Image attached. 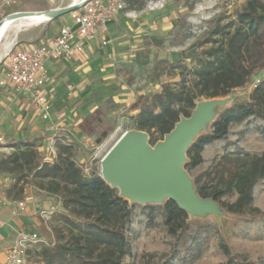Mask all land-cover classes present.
<instances>
[{
	"label": "rangeland",
	"instance_id": "1",
	"mask_svg": "<svg viewBox=\"0 0 264 264\" xmlns=\"http://www.w3.org/2000/svg\"><path fill=\"white\" fill-rule=\"evenodd\" d=\"M149 1L145 0V5ZM247 1L165 0L164 7L155 11L145 10V5L139 9L138 3H135L132 9L139 11L137 12L139 17L127 18L123 14L120 15L122 17L119 16L126 19L127 26L125 27L130 31L133 39L127 58L117 56L111 66L94 69L88 76L90 83L87 87H90V90L86 91L83 96L82 93L86 89L78 92V99H88L92 95L89 98L91 106L86 108L78 106L77 113L72 111L71 104L75 101L77 86L70 82L68 84L71 97L69 104L63 101L57 103L63 111L62 119H65L62 125L47 122L36 114L31 119V123L27 124L23 121L20 127L17 134L19 138L39 137L46 156L53 140L49 132H57L60 127L63 130L72 131L76 127V122L91 111L95 109L101 111L96 119L100 139L96 140L97 135L91 136L99 148L91 149L82 143L84 152L79 155V161L84 165L86 175L97 173L116 190L118 197L128 202L131 209L129 213H119L121 215L119 221L123 225L131 246V253L122 259L121 264H227V256L220 248L222 243L229 247L233 256H241L247 262L264 264V180H261L254 189V206L260 210L258 214L228 212L212 199H204L197 192V185H202L207 181L212 167L222 155L239 151L264 152V120L250 117L232 124L223 139L204 148L202 162L196 167L189 166L190 158L187 154V149L200 135L212 130V123L222 110L236 102L250 100L255 80L233 89L227 96L201 97L196 101L192 117L198 115L200 124L192 132L177 163L187 190L191 193L192 199L198 203L194 208L184 209L187 213L186 218L178 217L173 213V206L169 204L172 200L167 196H162L159 200H136L130 194L121 192L102 173L104 157L124 133L137 131L134 117L141 108L151 103L153 95L160 92L166 83L176 88L189 85L190 71L197 65L196 54L208 49L212 43H206L197 49H193L192 45L208 37L217 25L233 23L237 13L243 10ZM72 2L73 0H21L10 9V13L46 11L66 7ZM62 17L60 24L70 23L69 14ZM50 25L51 21L34 24L23 22L10 28L0 45V70L4 71L3 74L7 70L6 54L16 48L20 33L37 26H44V29H48ZM117 49L123 50L122 47ZM160 61H166L169 65L166 67L159 65ZM157 65L158 68L155 69ZM102 69H104L103 72H99ZM108 70L111 72L108 73ZM125 71L130 74L132 81L124 77ZM95 85L97 88H92ZM138 97H140L139 107L130 110L129 106L135 100L137 101ZM111 104L117 105V108L111 109L109 107ZM183 121L184 119L181 122ZM118 125L121 126V131H116ZM110 127H114L113 131L104 136V132ZM76 136L79 137V135ZM4 141L6 146L12 148V152L14 150L12 145L22 140L10 135V138H4ZM146 141L149 142L147 134ZM1 175L8 174L2 171ZM46 184L47 180H39L30 176L21 193L18 188L9 193L8 189L11 184L6 188L0 187V191L4 192V195L0 194V201L9 203L12 198L31 197L25 211L15 210L12 204L0 203V210L5 212L9 210V214L17 215L20 219L24 218L25 224L21 228L34 229L39 234L40 238L31 243L27 249L25 264H46L41 256L42 248L54 247L59 241L57 218L52 216L50 220H44L40 216L41 211L53 207L55 208L54 217L61 212L68 213L60 199L47 193L44 189ZM235 199L236 195L228 197L227 200L234 201ZM4 233L5 231H1L0 236ZM195 240L200 241L203 251L199 258L194 260L192 244ZM10 242L9 239H0V246L5 250ZM0 264L10 263L7 259L1 258Z\"/></svg>",
	"mask_w": 264,
	"mask_h": 264
},
{
	"label": "trees",
	"instance_id": "2",
	"mask_svg": "<svg viewBox=\"0 0 264 264\" xmlns=\"http://www.w3.org/2000/svg\"><path fill=\"white\" fill-rule=\"evenodd\" d=\"M131 8L138 3L143 8L145 0H128ZM217 36V38H213ZM212 43L208 49L196 54L197 65L190 71L188 86L179 88L166 83L155 93L150 104L144 106L134 117L135 128L145 132L149 144L155 146L163 140L181 121L189 118L201 97L227 96L233 89L255 80L249 101L236 102L225 108L212 123V130L200 135L188 148L189 166L202 162L204 148L223 139L234 123L250 117L264 120V0H248L236 20L229 25H217L210 35L192 45L193 49ZM159 65L168 66L166 61ZM158 68V65L154 67ZM186 68V67H185ZM124 77L132 81L126 71ZM260 76L258 79H255ZM140 97L130 107L138 108ZM115 109V104L109 106ZM100 110H95L80 123L81 136L100 135L96 119ZM264 128V127H263ZM110 127L104 136L113 131ZM53 145L57 153L52 161H45L43 145L38 138L16 142L10 154L0 157V170L12 177L8 189L18 188L23 192L30 176L47 180L44 189L61 200L68 213H59L57 218L59 241L54 247H43L41 256L46 264H121L131 253L119 213H129L128 202L118 197L97 173L86 175L79 155L84 152L82 143L64 135H55ZM264 180V152L239 151L226 153L214 164L197 192L210 198L228 212L236 214L260 213L254 206V189ZM236 195L234 201L228 197ZM19 199V198H12ZM173 213L186 218L185 210L173 201ZM192 258H199L203 249L200 241L192 244ZM220 248L227 256V264H257L247 262L241 256H233L229 247L222 243Z\"/></svg>",
	"mask_w": 264,
	"mask_h": 264
},
{
	"label": "built area",
	"instance_id": "3",
	"mask_svg": "<svg viewBox=\"0 0 264 264\" xmlns=\"http://www.w3.org/2000/svg\"><path fill=\"white\" fill-rule=\"evenodd\" d=\"M19 1L21 0H0V22L11 14L10 9ZM164 5L165 0H150L144 9L155 11L163 8ZM137 12H139L137 9L131 8L128 0H87L78 9L69 13L71 25L60 27L53 37L46 41L28 42L22 45L17 43L16 48L6 54L7 81L28 100L41 119L50 121L54 111L46 91L49 81L47 62L74 61L84 56L86 47L94 41L102 46L109 45L111 42L109 28L118 15L124 13L127 17L135 18ZM2 83L0 78V84ZM116 131H121L120 125ZM81 143L91 149L99 148L95 140L88 136H84ZM11 150V147L5 145L4 137L0 135V157L3 154H10ZM56 153V147L51 142L45 161H52ZM30 199L31 197L26 196L9 202L16 210L25 211ZM54 213L55 208L51 207L41 211L40 216L44 220H50ZM4 225L5 223L0 220V230ZM39 238L37 231L18 232L15 241L7 251V261L10 264H25L29 245Z\"/></svg>",
	"mask_w": 264,
	"mask_h": 264
},
{
	"label": "crops",
	"instance_id": "4",
	"mask_svg": "<svg viewBox=\"0 0 264 264\" xmlns=\"http://www.w3.org/2000/svg\"><path fill=\"white\" fill-rule=\"evenodd\" d=\"M122 14L125 15L124 13ZM120 15H118L116 20L110 25L109 31L111 42L109 45L102 46L99 42L94 41L86 47V53L84 54V56L79 57L74 61L47 62L46 66L48 70L49 81L47 83L46 91L52 102L54 111L53 118L50 121L48 120L47 122L56 123L58 125H62V123H64L65 119H62V108L58 107L57 103H61L63 101L69 104V100L71 99V97L69 96L68 89L70 85L68 84H70V82H73L75 86H77L75 88L74 95L75 101L71 104V106H73L72 111H75V113H77L76 109L78 106H83L84 108L91 106V101L89 98H91L92 95L88 99H78L77 97L79 95V91H83V89H86L82 93L83 96L86 91L90 90V87L87 86L90 83L88 76L91 74V72L99 67L102 68L104 66H111L113 60H115L117 56L127 58V54L131 51L130 46L133 39L130 31H128V28L125 27V25L127 26L126 19L120 18L122 17ZM137 17H139L138 13H136L135 18ZM62 18L63 17L61 16L57 19L46 20L51 21V25L48 29H44V26H37L22 31L20 33L19 45L28 42L46 41L49 38L53 37L59 31L60 27L65 25L59 23L60 19ZM71 23L72 22L70 19V23L66 25H71ZM118 47H122L123 50L119 51L117 49ZM103 70L104 69L99 72L102 73ZM3 72L4 71L0 70V78L3 81V83L0 84V135H2L4 138H10V135H13V137L17 136V139L22 141L36 138L40 140L39 137L23 136L22 138H19V135H17L23 121L27 124L31 123V119L36 115V113L28 100L24 96L19 94L17 89L9 81H7L6 73L3 74ZM110 72L111 70L108 73ZM92 88H97V85L93 86ZM135 102L136 100L134 101V103ZM133 104L129 106V109ZM115 106L117 108V105ZM135 109L137 108H134L132 110ZM95 110L91 111V113ZM91 113L86 115L83 119L78 120L75 124L76 127H74L72 131L63 130L60 127L59 131H51L48 134H50L52 137H54L55 135H64L67 139H76L81 141V138H83V136H81L82 133L79 127L80 123ZM14 131H16V133H14ZM76 135H79V137ZM1 172L2 170H0V187L3 186L6 188L11 184L12 177L10 175L2 176ZM0 194L4 195V192L0 191ZM0 203L3 205L10 204V202L8 203L3 200L0 201ZM0 220L5 223L4 227L0 230V232L5 231V233L0 236V239H9L11 241L7 249L5 250H3L2 246H0L1 261V258L6 260L7 251L11 244L14 242L18 232L22 230L26 232H33L36 230L30 228H21V226L25 224L24 218L20 219V217H18L17 215L9 214V210L7 212H5L4 210H0ZM12 232L14 233V235Z\"/></svg>",
	"mask_w": 264,
	"mask_h": 264
},
{
	"label": "water",
	"instance_id": "5",
	"mask_svg": "<svg viewBox=\"0 0 264 264\" xmlns=\"http://www.w3.org/2000/svg\"><path fill=\"white\" fill-rule=\"evenodd\" d=\"M86 1L62 7L49 20L69 14ZM191 117L182 118L181 121H184L177 123L165 139L155 146L146 141L145 132L137 130L124 133L104 157L103 175L121 192L130 194L136 200H159L167 196L183 210L196 207L198 203L187 190L177 165L194 128L200 124L198 115Z\"/></svg>",
	"mask_w": 264,
	"mask_h": 264
},
{
	"label": "bare ground",
	"instance_id": "6",
	"mask_svg": "<svg viewBox=\"0 0 264 264\" xmlns=\"http://www.w3.org/2000/svg\"><path fill=\"white\" fill-rule=\"evenodd\" d=\"M82 0H73L72 3H79ZM67 7V6H66ZM61 8L53 9L52 12H44V11H22V12H15L14 14L9 15L3 21L0 22V45L3 41L4 36L6 33L16 27L17 23H27V24H34L37 22H44L49 20L50 17L57 13ZM15 29V28H14ZM197 121V120H196ZM197 127L194 128V130Z\"/></svg>",
	"mask_w": 264,
	"mask_h": 264
}]
</instances>
